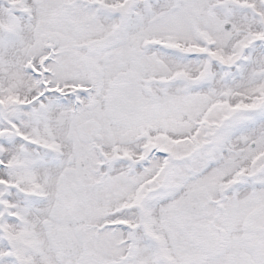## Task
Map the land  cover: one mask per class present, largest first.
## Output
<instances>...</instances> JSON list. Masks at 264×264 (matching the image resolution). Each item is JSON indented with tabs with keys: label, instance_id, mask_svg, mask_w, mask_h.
Returning a JSON list of instances; mask_svg holds the SVG:
<instances>
[{
	"label": "snow or ice",
	"instance_id": "obj_1",
	"mask_svg": "<svg viewBox=\"0 0 264 264\" xmlns=\"http://www.w3.org/2000/svg\"><path fill=\"white\" fill-rule=\"evenodd\" d=\"M0 264H264V0H0Z\"/></svg>",
	"mask_w": 264,
	"mask_h": 264
}]
</instances>
